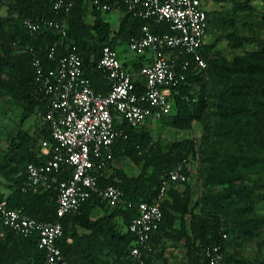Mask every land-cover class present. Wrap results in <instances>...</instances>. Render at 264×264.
I'll use <instances>...</instances> for the list:
<instances>
[{"label":"trees","instance_id":"trees-1","mask_svg":"<svg viewBox=\"0 0 264 264\" xmlns=\"http://www.w3.org/2000/svg\"><path fill=\"white\" fill-rule=\"evenodd\" d=\"M70 12L57 10L51 0H0L7 4L6 15L0 14V90H14L25 103L20 118V128L12 138L9 149L0 161V185L4 178L8 182V193L0 189V201L7 199L9 206L21 209L26 215L40 221H58L64 226V235L59 243L69 264H149L150 254L162 237L178 231L197 252L203 264H210L206 249L219 245L225 250L229 233L224 209V197L235 193L246 203V217L242 228L245 234H253L264 226V215H248L257 204L264 207V47L237 57V62L222 65L212 58L214 43H206L202 53L208 67L196 72L190 70L187 79L173 88L172 112L158 120L169 125L190 130L195 121L205 119L209 107V79L216 90L221 121L214 128L219 137L233 140L236 152L219 155L218 149L210 155L209 178L211 183L222 182L228 190L222 197L211 191L207 201L198 211L192 204V186L188 182L190 171L187 162L196 152V141L186 138L160 145L153 137L147 124L135 128L126 120L115 116L116 129H123L113 146L109 164L129 159L141 167L137 175L128 174L124 168L116 167L99 179L98 186H114L123 192L122 200L112 209L110 203L97 193L82 203L80 208L63 217L57 214L56 188L47 191L25 189L27 166L42 164L45 156L41 152V141L53 142L50 128L42 118L48 98L36 82L34 59L41 61L44 70L58 66L59 58L68 50H75L83 61L85 76L96 92L107 94L111 88L108 74L98 67L102 47L110 45L118 50L121 44L128 45L132 37L142 34L145 25L154 33L171 32L170 24L135 15L128 10L127 0H100L113 5L112 10L102 11L90 5V0H72ZM242 8L248 4L240 3ZM119 10L117 29L105 18L107 13ZM208 28H209V12ZM34 21L56 19L68 25L66 37L51 28H42L30 33L23 20ZM90 18V20H89ZM225 23L234 28L229 35L235 47L243 46L244 37L239 35L235 20L226 18ZM208 31V29H207ZM57 45L56 56L49 57V50ZM127 66V62H123ZM145 62L143 57L134 62L139 70ZM139 90L144 88L138 79ZM33 114H38L42 124L33 133L22 127ZM254 150V154H250ZM238 152V153H237ZM182 165L187 179L171 182L168 197L162 202L163 219L152 234L151 250H145L141 259L131 255L136 240L128 230L132 218L137 215L141 201H153L159 192L162 177ZM254 169V171H253ZM255 173L252 186L246 184L247 175ZM178 185H184L180 190ZM116 204V203H115ZM104 214L94 217L95 210ZM189 216V221L186 217ZM122 219L125 230L119 227ZM180 221V227L176 224ZM0 264H42L45 252L38 246L37 236H24L3 224L0 215ZM222 264H228L225 252Z\"/></svg>","mask_w":264,"mask_h":264},{"label":"built area","instance_id":"built-area-1","mask_svg":"<svg viewBox=\"0 0 264 264\" xmlns=\"http://www.w3.org/2000/svg\"><path fill=\"white\" fill-rule=\"evenodd\" d=\"M51 1L55 9L66 13L74 5L72 0ZM205 4V0H127L129 11L158 22L166 21L171 32L154 33L145 25L140 36L130 39L129 50L145 62L138 71L124 65L117 49L103 46L98 67L111 80L107 94L98 93L91 86L82 58L75 50H68L59 58L58 66L49 70H44L39 58L34 59L36 82L48 98L41 116L49 125L53 142L41 141L45 161L28 164L24 188H56L60 218L78 210L93 193L110 204L122 200L119 188L98 186L99 179L108 173L115 140L124 134L123 129H116L115 116L138 128L172 112L173 88L187 79L190 70L199 72L208 67L202 53L208 29ZM90 5L102 11L113 7L100 0H90ZM23 24L30 33L46 27L61 37L68 34L67 23L56 19L40 22L26 18ZM57 45L56 42L49 50L50 58L56 56ZM138 79L143 82L142 90L136 84ZM186 179L179 165L162 177L153 201L139 203L137 215L128 225L136 238L131 248L133 257L141 259L145 250H151V236L162 222L161 205L168 197L170 184ZM0 215L6 227L24 236L38 237V246L45 252L42 264H69L59 243L64 235L60 220H37L21 209L11 208L7 199L0 201ZM3 235L4 231L0 232ZM205 255L210 264L223 262L219 245L206 249Z\"/></svg>","mask_w":264,"mask_h":264},{"label":"rangeland","instance_id":"rangeland-1","mask_svg":"<svg viewBox=\"0 0 264 264\" xmlns=\"http://www.w3.org/2000/svg\"><path fill=\"white\" fill-rule=\"evenodd\" d=\"M87 1V0H85ZM205 8L209 12V28L206 40L208 43H214L212 58L222 65H231L237 62V57L244 56L250 52L259 51L264 47V0H205ZM240 3L248 4L253 9L242 8ZM7 4L0 2V14L6 15ZM122 13L119 10H113L105 15V18L111 22L112 27L117 29ZM235 20V25L239 35L244 37V44L241 47H235L230 41L229 35L234 28L225 23L224 19ZM90 20V18H89ZM126 48V49H125ZM121 53L129 52L128 58H138L139 56L131 52L128 45L121 44L118 47ZM209 107L205 119L195 121L190 130H181L169 125L165 120H157L149 123L148 129L154 139L162 146L173 140H182L186 138L196 141V152L187 162L190 171L188 182L192 186V204L194 211L198 212L207 201L206 195L211 191L221 194L228 190V186L222 182L211 183L209 176V167L211 165L210 155L213 150L218 149L222 157L226 152H236L233 140H227L219 137L214 128L222 119L219 113L216 90L212 86V81H208ZM25 103L16 91L0 90V161L4 153L9 149L12 138L17 134L20 125V118L24 110ZM42 120L38 114L30 116L22 125L29 132L36 131ZM251 151L250 154L253 153ZM238 153V152H237ZM256 154H254V157ZM122 167L130 175H137L141 167L129 159H122L116 163L109 164L108 172L111 173L114 168ZM254 171V169H253ZM252 172V170H251ZM255 173L247 175L246 184L252 186V179ZM0 189L7 194L8 182L1 178ZM180 190L184 185H178ZM224 209L222 214L227 219V233L225 252L228 264H264V226L260 227L253 234H245L242 230L244 218L246 217V203L235 193L230 197H224ZM116 204L111 203L110 209ZM104 210H95L93 216L98 217L104 214ZM264 215V207L257 204L255 210L248 215ZM189 216L186 220L189 221ZM180 219L177 221L176 228L180 227ZM119 227L124 231L122 219L118 218ZM178 231H173L169 235L162 237L154 246L150 254L149 264H203V259L199 258L198 252L183 238H180Z\"/></svg>","mask_w":264,"mask_h":264},{"label":"crops","instance_id":"crops-1","mask_svg":"<svg viewBox=\"0 0 264 264\" xmlns=\"http://www.w3.org/2000/svg\"><path fill=\"white\" fill-rule=\"evenodd\" d=\"M126 49V48H125ZM119 55H120V52H119ZM128 56H131L130 53L127 51V52H124V53H121V59L123 62H127V66L130 67V68H133L135 71H138L134 68V62H137L139 61V57L138 58H134L132 56V58H128Z\"/></svg>","mask_w":264,"mask_h":264}]
</instances>
